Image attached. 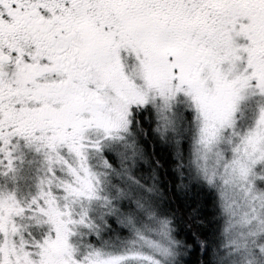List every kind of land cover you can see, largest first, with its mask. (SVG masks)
<instances>
[{
  "label": "snow or ice",
  "instance_id": "obj_1",
  "mask_svg": "<svg viewBox=\"0 0 264 264\" xmlns=\"http://www.w3.org/2000/svg\"><path fill=\"white\" fill-rule=\"evenodd\" d=\"M0 264H264V0H0Z\"/></svg>",
  "mask_w": 264,
  "mask_h": 264
}]
</instances>
